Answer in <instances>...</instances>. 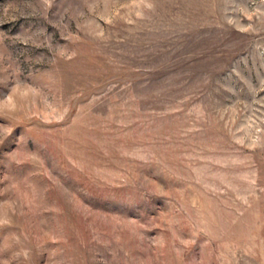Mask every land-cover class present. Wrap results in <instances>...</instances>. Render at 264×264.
Wrapping results in <instances>:
<instances>
[{"label":"rangeland","instance_id":"1","mask_svg":"<svg viewBox=\"0 0 264 264\" xmlns=\"http://www.w3.org/2000/svg\"><path fill=\"white\" fill-rule=\"evenodd\" d=\"M0 264H264V0H0Z\"/></svg>","mask_w":264,"mask_h":264},{"label":"clouds","instance_id":"2","mask_svg":"<svg viewBox=\"0 0 264 264\" xmlns=\"http://www.w3.org/2000/svg\"><path fill=\"white\" fill-rule=\"evenodd\" d=\"M4 109H10L12 107V98L8 97L6 103L2 105Z\"/></svg>","mask_w":264,"mask_h":264}]
</instances>
